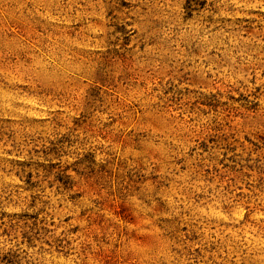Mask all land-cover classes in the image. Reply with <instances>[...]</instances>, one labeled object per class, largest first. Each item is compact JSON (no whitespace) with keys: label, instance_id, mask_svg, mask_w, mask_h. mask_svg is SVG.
I'll return each instance as SVG.
<instances>
[{"label":"rangeland","instance_id":"obj_1","mask_svg":"<svg viewBox=\"0 0 264 264\" xmlns=\"http://www.w3.org/2000/svg\"><path fill=\"white\" fill-rule=\"evenodd\" d=\"M0 264H264V0H0Z\"/></svg>","mask_w":264,"mask_h":264}]
</instances>
